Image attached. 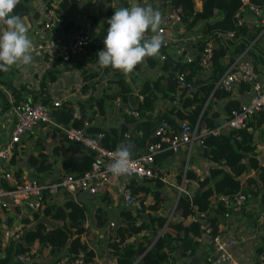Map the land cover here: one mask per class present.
<instances>
[{
	"label": "trees",
	"instance_id": "obj_1",
	"mask_svg": "<svg viewBox=\"0 0 264 264\" xmlns=\"http://www.w3.org/2000/svg\"><path fill=\"white\" fill-rule=\"evenodd\" d=\"M23 1L21 0L14 9V14L20 16L25 13ZM167 1L170 6L180 7L182 13L181 21L184 22L187 29L198 26V39L193 42L189 49L183 48L180 55H188L191 60L184 62L181 60L182 57L173 59L165 52V44H163L160 49L163 59L158 68L161 72L150 81L147 89L144 88L142 97L139 100H134L130 97L127 92L128 85L125 81L119 80L117 93L123 101L130 98L131 110H135L136 115L121 111L122 121L114 126L100 128L87 125L84 128L86 133L97 137L98 141L105 147L117 148L123 142L133 144L132 151H135L134 148L136 150L142 149L147 142L153 140L151 137L152 131L161 119L176 127V120L187 119L192 124L199 117V120L205 122L207 127L215 126L219 123V120L226 117L229 108H235L240 104L237 98L231 97L233 94L232 90L227 91L219 85L215 86L224 68L232 60L229 56H236L246 48L245 52L251 57V61L257 66L260 64L264 67V49L258 43L261 35H258V31L261 25L251 30L248 22H246L247 20L240 25L235 24L233 13L241 6L240 0ZM74 2L75 0L59 1L58 11L55 13L57 22L52 27V30L57 29V27H62L64 30L77 27H73L72 21L67 20L64 14L67 5ZM250 2L259 6L264 4V0H250ZM19 7L22 9L21 11H18ZM49 9V6L44 8L48 15ZM114 11L115 9L112 7L98 8L97 13L103 18L105 16L100 29L107 25V20L111 18ZM251 17L259 22L258 17ZM226 30H233L232 36L225 37L223 33H217L219 31L225 32ZM208 39H212L211 61L209 67L205 70L199 66L198 59ZM230 43L236 44H234L233 49L228 50L226 46ZM90 44L93 55H96V47L100 46L99 33L92 38ZM44 52L46 55L49 51L45 50ZM53 56H57L53 61L60 59L57 50L53 53ZM149 63H152V61L149 60ZM181 66L189 68L186 79L193 84V88L186 95H182L180 91L174 88L173 80L171 79V74ZM6 73L0 71V103L2 108L9 107L11 101L19 99L28 98L31 101L39 99L42 91L40 94L30 91V96L21 97V91L24 86L17 88L13 86L10 81L5 80L4 76ZM143 85H146V82H143ZM236 87L235 93L240 96V93H244L247 90L248 84L238 83ZM3 88H6L11 95V99L7 98L4 90H2ZM160 97L165 99L167 109L153 114L152 110L156 107L155 102ZM213 98L226 99L225 107L220 108L222 112H217L219 109L215 108L213 110L212 103H210ZM96 104L100 106L98 100H96ZM59 106L58 113L56 111L53 113L54 118L65 124L71 117L72 107L66 101ZM220 114L222 115L221 118L219 117ZM262 119H264V113L258 112L248 118L244 126L239 129H223L216 134L210 133L197 138L189 151L185 170L182 169L184 156L182 152H179L182 156L177 162V164H180V168L178 167L180 175L177 176L176 181L177 183L180 182L181 173H183V191L179 192L174 205L172 204V207L170 205V210L168 208L165 209L167 205L169 206V200L161 198V195L155 204L142 202V200L146 199L144 195L145 186L142 183L149 184L156 179H142L139 183L134 178L128 180L129 191L140 197L141 208L133 213L131 209L120 208L119 220L107 221V214L103 206L97 205L95 208L97 212L92 219L91 225L93 228L101 229L109 227V232L105 236L104 248L113 258V264H173V256L171 254L177 249H180L181 254L194 253L198 245L197 237L201 235V230L198 224L191 220L190 214L194 211L207 209L212 200L220 194L229 196L236 192H243L247 195L246 199L249 195H258L260 201L264 203V166L259 165L255 155L257 140H255L253 132ZM81 123L79 116V118L71 119V125L65 127H79ZM99 132L101 135L97 136ZM125 133H127V136H125ZM59 140L60 143L56 146V149L60 148L61 156H64L60 163L62 169L73 175L80 174L86 170L89 167L93 152L68 140L63 133H61ZM63 141H66V145ZM67 145H73L78 150L80 149L79 154L69 155ZM53 149L55 152V146ZM14 151L16 153V147ZM14 151L8 158L11 163H14L15 159H17L14 157ZM171 152L170 149H167L155 154L153 158L154 166L158 168L166 164L167 157ZM37 153L35 155L31 151L26 156L25 160L29 165H36L42 161V158L40 159ZM197 156L199 158H196ZM251 169L258 171L250 174L249 171ZM19 173L18 170L13 171L14 176L18 177L17 180L21 179ZM35 176L37 177V175ZM157 181L160 182L159 180ZM7 185L8 182L0 175V186L6 187ZM172 190L177 193L176 187H173ZM140 192H142V195H140ZM42 197L43 204L40 209L36 211L27 209L23 216L26 215L28 217L30 215L33 219L39 215L49 216L52 219L57 220L59 218L62 221L56 223L52 228H46L45 231L42 228V226L44 227L43 224L36 223L35 229L37 233L26 231L24 233V240H26L24 243L20 241L14 242L11 238L5 244L0 243V251L3 253V256H0V264H4L13 258L15 253L37 244L44 247L49 246L51 253H57L56 251L60 249H63L61 254H75L81 251L84 258L87 261H91L93 252L87 247L88 232H84L87 234L85 237L82 236L84 229L82 224L83 211L68 201H64L62 205H57L50 201L49 195L43 193ZM243 205H241L240 210ZM158 206L164 207L162 214L155 212ZM167 209L169 211L166 216L163 213L167 212ZM229 210L221 202H217L214 208L208 209L205 222L210 226L212 234L218 233L216 226L217 217L224 216ZM70 211L77 212L78 217L74 220L68 219V222H66L63 219ZM11 214L12 212L8 211L7 218ZM157 217L159 218V225L162 226L161 230L156 225ZM33 240L36 242L32 245ZM36 252L37 250L31 255L29 262L22 264H48L35 261L34 255ZM61 254L58 253L57 257ZM254 256L255 259L247 264H264V238L262 244L257 245L255 248ZM53 261L49 264H54Z\"/></svg>",
	"mask_w": 264,
	"mask_h": 264
},
{
	"label": "crops",
	"instance_id": "obj_2",
	"mask_svg": "<svg viewBox=\"0 0 264 264\" xmlns=\"http://www.w3.org/2000/svg\"><path fill=\"white\" fill-rule=\"evenodd\" d=\"M60 0H24L23 8L25 13L20 15L24 23L29 29L28 35L32 40L33 44L40 40V38L51 37L57 43H64L70 39L71 29L64 30L62 27H57V29L52 30L48 33L47 30L43 28V21L48 15L44 10L45 6H49V15L56 18L55 13L58 11V3ZM152 6L153 9H158L162 13L163 22L161 27H165V30L160 34L164 39L165 52H167L173 59L180 58L179 48L183 47L184 49H189L193 42H195L199 37L198 26L187 29L184 22L177 23L174 26L167 27V11H168V2L167 0H75L74 3H69L64 10V14L67 20L72 21L74 26H82L90 30L92 38L100 34V46L96 47V54L98 51L102 50L104 47L103 40L106 36V30L108 25L103 29L101 25L105 18L100 16L97 13L98 8H110L117 10L121 7H131V6ZM20 7L18 11H21ZM111 16V14H109ZM57 19V18H56ZM246 22L251 30L259 26V22L254 20L251 16H247ZM57 22V21H56ZM60 28V29H59ZM249 29V30H250ZM148 36L153 35L150 31L147 33ZM259 45L264 49V31L261 33L259 40ZM234 44L230 43L226 47L228 50L234 48ZM48 54H44V51L32 49L33 61L30 65L25 67L16 68L13 67L9 72L4 76L5 80L10 81V83L17 87L24 86V89L21 91V97L26 98L30 96V91H34L36 94H40L41 99H34L32 101H45L44 104H49L51 101L59 100L60 104L64 101L69 102L72 109L71 112L77 110L80 118L83 117L84 113L88 112V126L106 128L108 126H114L122 121L121 111L126 109H131L130 98L127 100H121L117 91L119 90L118 82L123 80L128 85V95L134 100H139L142 97V92L144 88L147 89L149 85H143V82H148V80H140L139 83H136L134 87L131 86V81L134 83L137 77H142L146 71H153L155 77L158 75L161 70L158 69L160 63L162 62L163 55L160 53L155 58H146L144 64L136 68L131 74L124 75L118 70H113L111 67L101 69L97 63L96 55H93L91 44L89 43L85 55L80 58L74 59L71 63L66 64L60 62V59L53 61L55 57L53 53L56 49H49ZM241 52L242 59L251 61V57L247 55L245 49ZM240 52V53H241ZM239 53V54H240ZM232 58V56H229ZM149 60L152 63H149ZM227 60V59H226ZM151 65L153 67H151ZM260 68L264 71V67L258 64ZM263 67V68H262ZM15 72V75L11 74ZM22 76V77H20ZM136 76V77H135ZM49 77V80L46 78ZM153 77V78H155ZM152 78V79H153ZM150 79V81L152 80ZM42 90H41V88ZM236 90L232 91V96L239 100V103L246 99L247 94L240 93V96L235 93ZM113 95V96H112ZM20 97V98H21ZM244 98V99H243ZM11 99V98H8ZM96 100L99 101L100 106L96 104ZM12 102V101H11ZM10 102V103H11ZM226 99H212V108L219 109L217 112H220V108H224ZM156 103V102H155ZM238 103V104H239ZM1 105V103H0ZM164 105L167 106V103L164 102ZM50 106V105H49ZM224 106V107H223ZM60 106L50 107V114L52 121L49 123L41 124L35 129H33L28 134L24 135L20 141L16 144V153L14 151L15 159L14 163L9 162V160L0 161V175L3 178L2 174L8 171L14 179L18 177L14 176L13 171L18 170L20 173V178L26 175H37L40 179H46L55 174L56 172H66L60 166L62 158L61 149H56V146L60 143L61 131L65 126L71 125V119H74L71 115L70 119L64 124L61 121L54 118L55 111L58 113ZM101 108V109H100ZM157 112L160 111L155 107ZM222 112V111H221ZM83 114V115H82ZM220 118L222 115L220 114ZM12 124V113L10 110V105L7 108H2L0 106V148L3 142L6 140L9 129ZM249 129V127H248ZM252 129V128H251ZM88 132V131H87ZM254 138L257 140L256 148L261 149V145L258 144L259 141L264 142V119L261 120V123L258 124V127L254 129ZM90 134V133H88ZM127 133H125V136ZM124 136V135H123ZM64 142V141H63ZM260 142V143H261ZM66 145V141L64 142ZM55 146V152H54ZM68 154L76 155L79 154L80 149L78 150L73 145H67ZM15 149V148H14ZM135 151L136 148H134ZM12 151V152H13ZM39 154L41 162H38L36 165H29L25 160L29 152ZM134 150L132 153L135 152ZM261 154L255 152L256 158L259 161V165L264 166V149ZM181 158L179 152L171 153L167 157L168 170L170 171L168 178L171 181L169 184L165 183H153L155 187H158L161 198L170 200L176 198L177 193H175L172 188L177 184L176 178L179 172V164H177L178 159ZM196 158H199L198 156ZM183 169V167H182ZM196 171H198L196 169ZM258 170L251 169L250 174L257 173ZM182 174V173H181ZM142 180V179H141ZM141 180H137L139 183ZM173 183V184H172ZM145 186L146 184L142 183ZM130 188V187H129ZM135 194V193H133ZM142 194V192H140ZM101 195V197H100ZM137 196V194H135ZM50 201L57 205H62L64 201H68L74 204L76 207H79L83 211L82 224L84 226L82 236L85 237L87 234L91 239V232H100L101 228H93L91 225L92 219L95 216L97 210H95L97 205L103 206L104 211L107 214V221L119 220V209H127L128 205L124 204L121 201V198L116 194L115 185L110 184L105 186L103 189L99 190L96 194L90 195L81 191H66L64 189L58 190L54 195H49ZM159 197H156L154 200L156 202L159 200ZM167 202V201H166ZM165 202V203H166ZM152 203V202H151ZM164 206V204H163ZM131 208V207H130ZM40 209V207H39ZM38 209V210H39ZM19 213L21 215V220L24 225L23 234L20 238V242H25L24 233L34 232L37 233L35 227L36 223L43 224L44 231L46 228H52L62 221L61 219H52L49 216L39 215L37 218L33 219L30 215L27 217L25 207H11L9 209L0 208V228L4 227L7 224V215L8 211L13 213ZM29 210V209H28ZM133 210V209H132ZM161 210V211H160ZM17 211V212H16ZM34 211V210H32ZM164 207L158 206L156 208L157 214H162ZM258 216L262 217V221H257ZM78 217L77 212L70 211L64 217V221L68 222V219H76ZM159 217V216H158ZM157 217V218H158ZM19 219L15 218L14 221ZM156 225H159V218L156 220ZM110 226V225H109ZM216 226L218 233L232 237L236 241L230 247V252L232 254L233 260L236 264H247L249 261L255 259V248L257 245H261L264 238V203L260 201L259 196L249 195L244 202L243 208L241 210L228 212L224 216H218L216 219ZM43 231V232H44ZM84 232H88L85 234ZM109 228L107 230V234ZM41 235L43 233L40 232ZM106 234V235H107ZM2 232L0 230V238ZM101 243H102V237ZM0 239V243L1 240ZM198 240V245L194 253L191 254H181L180 249H177L171 254L173 256V264H202L203 260H210L211 264H227L222 262L217 258V255L214 253L212 248V243L209 237L201 234ZM96 241V239H95ZM105 241V239H104ZM36 241L33 240L32 245ZM88 243V241H87ZM87 247L93 252L91 264H113V258L110 256V253L103 247L104 258H99L96 254L93 244H87ZM99 247V246H98ZM28 248H36L37 252L34 255V260L42 263H51L57 254L63 252V249H60L55 252H50L49 248H46L42 245H35ZM99 249V248H98ZM4 264H22L16 261L15 258L9 259Z\"/></svg>",
	"mask_w": 264,
	"mask_h": 264
},
{
	"label": "built area",
	"instance_id": "obj_3",
	"mask_svg": "<svg viewBox=\"0 0 264 264\" xmlns=\"http://www.w3.org/2000/svg\"><path fill=\"white\" fill-rule=\"evenodd\" d=\"M240 2L241 6L233 13L235 24L240 25L246 21L249 15L258 17L259 25H261L258 31V35H260L264 31V4L259 6L250 2V0H240ZM181 16L180 7L170 6L168 2L167 27L181 23ZM56 21L57 19L54 16L46 15L43 21V28L48 33L50 31L52 32V27L55 26ZM164 30L165 27H161L159 34ZM217 33H223L225 37H230L233 34V30H226L225 32L219 31ZM91 40L92 35L90 30L82 26H77L71 29L70 39L67 42L57 43L50 36L44 37L33 44V49L41 51L56 49L57 54L60 56V62L69 64L74 59L85 55ZM211 40L208 39L206 41L201 56L198 59L199 66L205 70L209 67L211 61ZM182 49L183 47L179 48V54H182ZM242 53L232 56V60L224 68L215 86L219 85L224 90L233 91L236 90L238 83H246L248 84V88L244 92L247 94V97L237 107L229 108L226 117L219 120V123L215 126L211 128L207 127L205 122L199 120V117L192 124L187 119L176 120V127L171 126L166 120L161 119L152 131L151 137L153 140L147 142L144 148L132 153L128 175L114 178L109 171V167L113 162L116 148L103 146L97 137L91 136L84 131V128L88 125L89 117V113L86 112L81 118L82 123L79 127H65L61 132L68 140L93 152L89 167L80 174L73 175L60 171L46 179L26 175L22 176L20 180H17L6 171L2 176L8 182V185L6 187L0 186V208L9 209L19 206L36 211L43 204V193L46 195H54L58 190L64 189L69 192L81 191L94 195L105 186L114 184L121 201L135 211L140 210L141 204L139 200L129 191L128 180L130 178H134L135 180L156 179L152 181L157 183V180H159L160 183H171L168 178V164L166 163L158 168L154 166L153 158L155 154L167 149H170L172 151L171 153L182 152L184 156L183 170H185L189 151L197 138L210 133L216 134L223 129H239L244 126L245 121L253 114L258 112L264 113V71L252 61L242 59ZM181 57V60L184 62L191 60V57L188 55ZM188 73L189 68L181 66L171 74L174 88L180 91L182 95H186L193 88V84L186 79ZM59 105V100L51 101L49 104L31 101L28 98L12 101L10 103L12 124L9 129V134L0 148V161L8 160L16 144L24 135L41 124L51 122L50 107H57ZM125 111L136 115L135 110L126 109ZM156 112L157 109L154 108L152 113L155 114ZM71 115L73 118H79L80 116L77 110H74ZM100 135V132L97 133V136ZM182 180L183 173L181 174L180 182L174 186L177 189V195L173 205L179 192L183 191ZM246 196L243 192H236L229 196L220 194L212 200V203L209 204L207 209L194 211L190 214L191 220L198 224L201 234L209 237L211 240L212 248L217 258L227 264H236L230 252V247L236 240L219 233L212 234L210 226L205 222L206 216L208 209L214 208L217 202H221L224 206L228 207L230 209L228 212H238L241 205L245 202ZM15 218L19 220L15 222ZM256 220L261 222L262 217L258 216ZM23 229L24 225L21 220V215L15 213L13 210V213L7 219V224L1 231V244H5L10 238L14 242L19 241L22 237ZM161 229L162 226L160 227ZM46 248H49V246H46ZM36 250V248H27L15 253L13 258L20 263H27ZM0 256H3L1 251ZM53 262L54 264H90V261L84 258L81 251L75 254H61ZM202 264H211V262L205 259Z\"/></svg>",
	"mask_w": 264,
	"mask_h": 264
},
{
	"label": "clouds",
	"instance_id": "obj_4",
	"mask_svg": "<svg viewBox=\"0 0 264 264\" xmlns=\"http://www.w3.org/2000/svg\"><path fill=\"white\" fill-rule=\"evenodd\" d=\"M21 0H0V71L28 66L33 61V42L22 18L14 14ZM162 13L152 6L121 7L107 20L102 50L96 54L101 69L111 67L131 74L146 58H155L164 44L159 34ZM153 35L148 36V32ZM131 143H121L115 150L109 171L114 178L126 176L132 157Z\"/></svg>",
	"mask_w": 264,
	"mask_h": 264
},
{
	"label": "rangeland",
	"instance_id": "obj_5",
	"mask_svg": "<svg viewBox=\"0 0 264 264\" xmlns=\"http://www.w3.org/2000/svg\"><path fill=\"white\" fill-rule=\"evenodd\" d=\"M160 64V61H158V64L157 65H159ZM151 67H153L152 65H151ZM153 71H146L143 75H142V77H137V79H136V81L133 83L132 81H131V86L132 87H134V85L136 84V83H139V81L140 80H144V79H146V80H148V82H146V84L147 85H149V83H150V79H152L153 77H155L154 75V73H152ZM16 73L13 71L12 72V74H11V77H12V75H15ZM20 77H22V76H20ZM136 77V76H135ZM47 80H49V77H47L46 78ZM129 85V84H128ZM2 90H4V92H5V94L7 95V98H11V95L8 93V91L6 90V88H3ZM164 102H165V99L164 98H162V97H160V98H158L157 100H156V105H157V108H159L160 109V111H164V110H166L167 109V106H165L164 105ZM1 106V105H0ZM261 141H259L258 142V144L259 145H261V149H258L257 148V154H261V152H263L262 150L264 149V142H261ZM195 143V142H194ZM193 143V144H194ZM198 144V143H197ZM196 144V145H197ZM195 145V146H196ZM182 156V155H181ZM262 156H264V155H262ZM184 166V163L182 164V167ZM179 168H180V164H179ZM178 172H179V170H177ZM169 173H170V171H168V175H169ZM178 176H179V174H178ZM146 191L144 192V195H145V197H146V199L145 200H142V202H144V203H147V204H155L156 203V200H154L153 201V199H155L156 197H159L160 196V193H159V191L158 190H156V189H158V187H155V186H153L152 184H146ZM157 192H158V195H157ZM155 193V194H154ZM116 194H118L117 192H116ZM133 194V193H132ZM154 194V195H153ZM138 200H139V198L140 197H138V196H136L135 194H133ZM140 195H142V194H140ZM139 195V196H140ZM157 195V196H156ZM139 202H140V200H139ZM152 202V203H151ZM168 204H169V206L167 205V207H165V209L166 208H168L169 210L171 209V207H172V204H173V200H172V198L169 200V202H168ZM170 205H171V207H170ZM131 209V211H132V213L135 211V210H132V208H130V207H128L127 208V210H130ZM167 209V212L165 211L163 214H165L166 216H167V214H168V210ZM161 211V210H160ZM108 228L109 227H103L102 228V231H100V232H91V233H89L90 235H91V239L89 238V236H88V243H90L91 245L93 244V246H94V248H95V251H96V254L98 255V257L99 258H101V257H103L104 258V255H103V250L101 249V247H103V243H104V239H105V236H106V234H107V230H108ZM2 229H3V227H1L0 228V230L2 231ZM100 237H102V243H101V238ZM95 239H96V241H95ZM99 246V247H98ZM101 246V247H100ZM99 248V249H98ZM98 264V263H97Z\"/></svg>",
	"mask_w": 264,
	"mask_h": 264
}]
</instances>
